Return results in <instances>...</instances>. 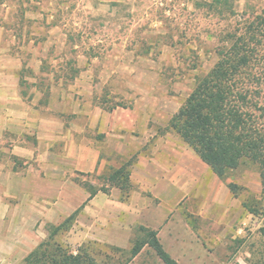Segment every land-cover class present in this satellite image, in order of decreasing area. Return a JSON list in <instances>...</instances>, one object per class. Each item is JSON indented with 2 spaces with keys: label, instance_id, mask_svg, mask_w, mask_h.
Returning <instances> with one entry per match:
<instances>
[{
  "label": "rangeland",
  "instance_id": "obj_1",
  "mask_svg": "<svg viewBox=\"0 0 264 264\" xmlns=\"http://www.w3.org/2000/svg\"><path fill=\"white\" fill-rule=\"evenodd\" d=\"M263 7L264 0H0V50L18 53L27 101L37 98L35 106L43 112L57 111L61 120L74 123L76 144L94 148L104 160L99 172H66L68 184L61 186L65 193L60 199L10 196L11 212L17 208L22 214L8 215L10 242L2 234L0 264L5 245L12 243L11 262L18 264L25 250L17 251L16 244L27 241L29 250L32 242L45 239L48 223L57 224L71 212V179L83 189L79 182L103 185L109 165L132 155L150 162L134 167L133 178L146 171L152 183L161 182L158 199L151 197L149 186L131 181L133 190L156 205L172 202L167 197L175 175L186 186L179 201L167 207L161 232L164 249L181 264H264V197L256 167L242 163L222 180L166 129L196 78L216 62L226 36ZM256 66L264 105V50ZM48 103L53 109H46ZM39 170L34 167L38 176ZM160 176L171 182L163 183ZM229 182L238 186L234 194ZM40 185L31 181L26 189ZM41 186L46 191L50 185ZM211 187L216 197L226 195L227 203L210 200ZM243 201L254 205L256 213ZM19 222H27L29 229ZM134 230L132 238L140 235ZM71 231L55 239L76 249L80 234L73 237ZM88 240H95L93 246L103 254L114 253L103 241ZM133 264L162 263L145 246Z\"/></svg>",
  "mask_w": 264,
  "mask_h": 264
},
{
  "label": "crops",
  "instance_id": "obj_2",
  "mask_svg": "<svg viewBox=\"0 0 264 264\" xmlns=\"http://www.w3.org/2000/svg\"><path fill=\"white\" fill-rule=\"evenodd\" d=\"M21 66L18 53H13V50H0V237L3 234L4 239H8L9 242L8 231L11 230L12 219L8 215L13 213L21 218L22 214V211L17 208L11 212V203L8 201L10 196H19L20 200H35V202L48 198L60 199L65 193L60 189L61 186L68 184L65 179L66 172L70 171L72 174L99 172L104 165V160L100 158L97 150L76 144L71 136V133L77 130L74 123L61 120L57 111L43 112L41 105L35 106L37 104L34 101L37 98L27 101L29 96L22 90L24 82L21 77ZM46 109L53 108L48 103ZM114 147L119 149L118 144ZM142 163L150 162L145 156L140 155L132 166L130 179L139 184L140 188L145 189L149 186L151 197L160 199L159 183L161 182L152 183L146 177L151 176V172L145 171L141 178H133L134 167ZM119 164L120 162L112 163L109 167H118ZM34 167H39V172L42 174L39 173L38 176L37 172H34ZM147 170L150 171L149 168ZM160 179L163 183H169L168 179L171 178L160 176ZM31 181L41 185L46 183L50 185L49 189L44 191L41 185L40 189H26ZM16 183L19 187H14ZM171 183L175 186H171V192L167 198H171L172 202L166 206L163 202L156 205L147 194L139 190H132L125 200L120 199V191L117 188H111L109 193L98 191L76 216L74 225L72 224L78 230L76 234L74 230L71 231V228L69 231L73 237L80 234L78 246L84 242H96L88 239H97L103 241L102 245L125 248L132 244L134 229L145 226L157 230L159 241L163 244L161 232L168 213L167 207L176 204L186 191L182 178L177 179L175 175ZM87 196L88 192L71 179V198L74 200L71 212L79 207ZM208 197L219 203H227L226 195L224 198L216 197L212 187L209 189ZM40 213L42 211L38 215ZM38 215L37 220L40 218ZM19 225H24L26 230L29 229L27 222H19ZM81 225L82 228L79 227ZM178 239L181 237L178 236ZM26 244L27 241L25 244H16L19 248L17 251L25 250L18 258L19 260L17 259L18 262L38 242H32L29 250ZM10 246L12 247V243L4 246L7 255H3L2 264H12ZM143 248L128 264L134 263ZM76 249L71 250L76 252ZM171 257L181 264L179 259L173 255Z\"/></svg>",
  "mask_w": 264,
  "mask_h": 264
},
{
  "label": "trees",
  "instance_id": "obj_3",
  "mask_svg": "<svg viewBox=\"0 0 264 264\" xmlns=\"http://www.w3.org/2000/svg\"><path fill=\"white\" fill-rule=\"evenodd\" d=\"M217 60L195 84L167 122L166 129L176 133L220 179L242 163L254 165L264 197V105L260 102L259 56L264 50V7L247 20L243 27L226 36ZM137 157L132 155L110 167L106 183L95 186L79 182L88 192L83 203L59 223L47 224V236L29 251L18 264H128L147 245L163 264H178L163 248L157 230L138 226L140 232L130 248L108 246L113 254H103L96 242L82 243L73 252L69 245L55 239L67 231L85 203L98 191H120L125 200L134 189L130 174ZM234 194L235 183H227ZM243 207L256 213L254 205L243 201ZM264 236V228L261 230Z\"/></svg>",
  "mask_w": 264,
  "mask_h": 264
}]
</instances>
